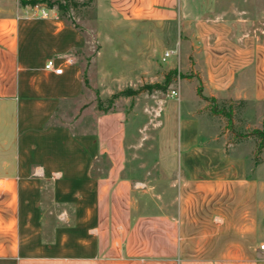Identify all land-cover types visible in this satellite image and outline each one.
<instances>
[{
    "label": "crops",
    "instance_id": "obj_1",
    "mask_svg": "<svg viewBox=\"0 0 264 264\" xmlns=\"http://www.w3.org/2000/svg\"><path fill=\"white\" fill-rule=\"evenodd\" d=\"M104 1L122 24L179 26L180 54L170 68L180 61V71L194 72L197 100L208 101L201 87L208 99L264 105V0ZM31 11L20 0H0V264H264L258 201L243 208L253 180L234 194L227 169L215 177L205 163L194 173L188 167L184 183L202 192H182L170 211L145 212L123 177V112L98 115L83 132L48 126L62 97L39 98L38 90L66 93L56 84L72 87L73 64L57 76L31 58H55L71 46H51L54 33L36 30ZM50 14L48 25L62 23ZM27 84L36 89L32 100L23 96ZM206 128L203 148L213 142ZM243 145L249 150L234 162L252 163L257 139L236 143Z\"/></svg>",
    "mask_w": 264,
    "mask_h": 264
},
{
    "label": "rangeland",
    "instance_id": "obj_2",
    "mask_svg": "<svg viewBox=\"0 0 264 264\" xmlns=\"http://www.w3.org/2000/svg\"><path fill=\"white\" fill-rule=\"evenodd\" d=\"M64 1L67 10L53 9L62 22L59 25L50 26L45 18L35 16L34 7L30 18L36 30L54 33L49 40L51 46L66 49L71 46L62 55L53 57L75 59L73 66L67 68V77L75 79L72 87L56 84L57 89L66 93L49 96L38 90L39 98L62 97L48 126L59 125L83 132L95 126L98 115L123 112L126 118L123 177L134 184L137 203L145 212L156 210L160 205L170 211L178 207L182 192L201 193L202 190L192 189L183 179L190 175L188 167L192 172L198 168L202 171L205 163L210 170L206 175L216 177L226 169L231 172L235 179L231 185L234 194L240 193V187L244 192L253 180L254 190L249 191L252 195L243 208H255L258 201L259 218L264 221V149L261 154H253L252 163L246 158L243 163L234 162L239 153L249 150L244 145L236 147L242 141L239 136L264 128V105L250 108L243 101L197 100L200 83L194 79V72L180 71V61L175 68H170L180 54L177 24H122L110 15L104 0ZM40 8L48 7L43 4ZM173 48L177 53L163 62V53ZM49 58L48 55L32 57V66H44ZM170 73H173L171 83L166 90L144 89L147 85H164ZM127 89L138 93L112 100L114 95ZM172 89L179 91V98L171 97ZM32 91L36 89L27 84L23 93L25 100L34 98ZM206 127L214 135L213 142L203 148L198 143L206 139ZM99 163H103L102 169L108 168L105 158ZM231 203L237 204V201Z\"/></svg>",
    "mask_w": 264,
    "mask_h": 264
},
{
    "label": "trees",
    "instance_id": "obj_3",
    "mask_svg": "<svg viewBox=\"0 0 264 264\" xmlns=\"http://www.w3.org/2000/svg\"><path fill=\"white\" fill-rule=\"evenodd\" d=\"M21 4L23 6H32L35 7L39 4H46V6L50 9L56 8L59 12H63L68 9V5L66 1L64 0H20ZM76 5L77 3L74 2ZM173 73H170L166 77V81L164 85L161 84H155V85H147L144 87V89H147L149 92H153L154 90H166L167 86L171 83V76ZM138 91H134L132 89H127L125 91H122L116 95L113 96L114 100L115 98H118L120 96H133L137 94ZM198 95L202 97L204 100H209L207 97L203 96L202 88H198ZM248 136L255 137L257 139V154H261L264 149V128L263 129H255L252 133L246 134V135H240L241 140L245 139Z\"/></svg>",
    "mask_w": 264,
    "mask_h": 264
},
{
    "label": "built area",
    "instance_id": "obj_4",
    "mask_svg": "<svg viewBox=\"0 0 264 264\" xmlns=\"http://www.w3.org/2000/svg\"><path fill=\"white\" fill-rule=\"evenodd\" d=\"M43 4H39L34 7V15L40 16L43 18H48L50 16V9L48 8H40ZM177 53V50L171 49L164 53L163 61H166L168 58ZM73 64V60L71 58L61 59V58H50L44 64V70L46 72L52 73L57 76H62L65 74V67L67 65ZM171 97L179 98V91L176 89H172L170 91ZM261 249L264 250V244L261 245Z\"/></svg>",
    "mask_w": 264,
    "mask_h": 264
}]
</instances>
